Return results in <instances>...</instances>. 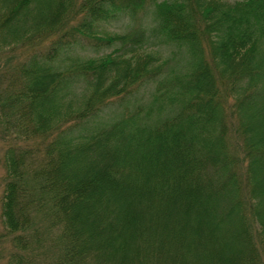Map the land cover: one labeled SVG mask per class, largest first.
I'll list each match as a JSON object with an SVG mask.
<instances>
[{
    "label": "trees",
    "instance_id": "1",
    "mask_svg": "<svg viewBox=\"0 0 264 264\" xmlns=\"http://www.w3.org/2000/svg\"><path fill=\"white\" fill-rule=\"evenodd\" d=\"M0 51L6 264H264V0H0Z\"/></svg>",
    "mask_w": 264,
    "mask_h": 264
},
{
    "label": "rangeland",
    "instance_id": "2",
    "mask_svg": "<svg viewBox=\"0 0 264 264\" xmlns=\"http://www.w3.org/2000/svg\"><path fill=\"white\" fill-rule=\"evenodd\" d=\"M227 2H235V1H242V0H225ZM154 14L153 8H148L145 12L139 14L137 20L135 22H131L130 20H121L113 24V26L108 27L106 31L110 33H117V34H125L129 31L132 26L142 27L144 30L149 31L150 28L154 27ZM153 49H157L159 54L162 57H167L169 52L167 48L164 47H155L154 45H150ZM108 51H111L108 49ZM1 52V51H0ZM17 62V55L11 53H1L0 55V75L7 73ZM6 143L1 138L0 132V205H1V197L3 194V182L6 175L5 170V151H6ZM7 232L3 226L2 217H1V206H0V264H6V257L9 255V252L12 250V244L10 238L6 235Z\"/></svg>",
    "mask_w": 264,
    "mask_h": 264
}]
</instances>
